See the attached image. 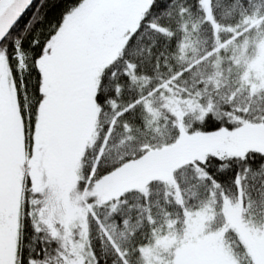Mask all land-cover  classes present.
<instances>
[{
    "label": "snow or ice",
    "instance_id": "6c2138e0",
    "mask_svg": "<svg viewBox=\"0 0 264 264\" xmlns=\"http://www.w3.org/2000/svg\"><path fill=\"white\" fill-rule=\"evenodd\" d=\"M0 264H264V0H0Z\"/></svg>",
    "mask_w": 264,
    "mask_h": 264
}]
</instances>
